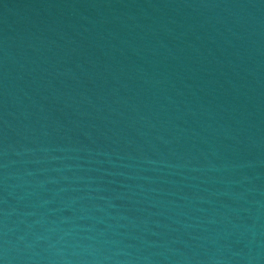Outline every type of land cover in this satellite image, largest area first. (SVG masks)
Wrapping results in <instances>:
<instances>
[{"label": "water", "instance_id": "obj_1", "mask_svg": "<svg viewBox=\"0 0 264 264\" xmlns=\"http://www.w3.org/2000/svg\"><path fill=\"white\" fill-rule=\"evenodd\" d=\"M0 264H264V0H0Z\"/></svg>", "mask_w": 264, "mask_h": 264}]
</instances>
